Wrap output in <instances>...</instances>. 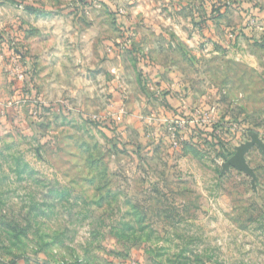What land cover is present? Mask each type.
<instances>
[{
    "label": "rangeland",
    "instance_id": "rangeland-1",
    "mask_svg": "<svg viewBox=\"0 0 264 264\" xmlns=\"http://www.w3.org/2000/svg\"><path fill=\"white\" fill-rule=\"evenodd\" d=\"M250 133L264 0H0V264H264Z\"/></svg>",
    "mask_w": 264,
    "mask_h": 264
},
{
    "label": "water",
    "instance_id": "water-1",
    "mask_svg": "<svg viewBox=\"0 0 264 264\" xmlns=\"http://www.w3.org/2000/svg\"><path fill=\"white\" fill-rule=\"evenodd\" d=\"M249 136L251 138V141H248L237 147L236 154L232 158H230L227 162H225L222 165V167H223V172L229 171L232 168H234L240 173H243L251 177L252 187L256 191L258 178L255 170L248 163L247 155L255 147L260 148L264 153V141L260 138L259 134L257 133H250Z\"/></svg>",
    "mask_w": 264,
    "mask_h": 264
},
{
    "label": "built area",
    "instance_id": "built-area-1",
    "mask_svg": "<svg viewBox=\"0 0 264 264\" xmlns=\"http://www.w3.org/2000/svg\"><path fill=\"white\" fill-rule=\"evenodd\" d=\"M18 77H19V79H21L22 81L24 80V78H25V75L23 74V71L21 70V71H18Z\"/></svg>",
    "mask_w": 264,
    "mask_h": 264
},
{
    "label": "trees",
    "instance_id": "trees-1",
    "mask_svg": "<svg viewBox=\"0 0 264 264\" xmlns=\"http://www.w3.org/2000/svg\"><path fill=\"white\" fill-rule=\"evenodd\" d=\"M216 128H218V127H216Z\"/></svg>",
    "mask_w": 264,
    "mask_h": 264
}]
</instances>
